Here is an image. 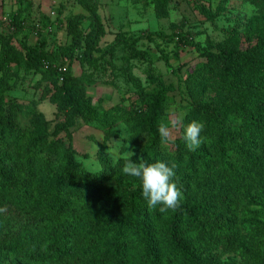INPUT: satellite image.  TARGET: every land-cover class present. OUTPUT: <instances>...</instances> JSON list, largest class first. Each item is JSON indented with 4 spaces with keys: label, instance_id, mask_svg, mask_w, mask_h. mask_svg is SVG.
Returning a JSON list of instances; mask_svg holds the SVG:
<instances>
[{
    "label": "trees",
    "instance_id": "trees-1",
    "mask_svg": "<svg viewBox=\"0 0 264 264\" xmlns=\"http://www.w3.org/2000/svg\"><path fill=\"white\" fill-rule=\"evenodd\" d=\"M150 1L157 16L166 15L168 0ZM242 1L258 12L257 22L186 74L181 136L167 144L158 133L170 102L164 84L146 90L131 77L144 108L121 99L104 109L136 131L133 160L176 165L173 179L184 198L166 214L147 207L138 178L130 177L125 199L117 201L104 183L121 173L123 160L112 165L102 155L101 170L86 171L60 136L74 118L90 123L98 117L70 65L96 60L103 33L96 3L79 0L85 13L68 17L67 46L47 51L43 43L18 47L0 37V255L26 264H241L220 259L241 238L240 198L253 186L264 194V0ZM13 65L38 73L45 93L59 98L65 119L54 129L48 131L34 103L6 98ZM210 88L219 96L206 97ZM193 120L205 124L204 142L189 151L183 128ZM245 229L242 264H264V221H249Z\"/></svg>",
    "mask_w": 264,
    "mask_h": 264
},
{
    "label": "rangeland",
    "instance_id": "rangeland-1",
    "mask_svg": "<svg viewBox=\"0 0 264 264\" xmlns=\"http://www.w3.org/2000/svg\"><path fill=\"white\" fill-rule=\"evenodd\" d=\"M89 1L96 3L103 28L99 50L94 52V62L81 64L73 59L70 65L72 73L82 78L98 117L90 123L74 118L60 136L74 149L84 170L98 172L102 155H107L112 165L122 164L120 160L126 151L136 154L139 149L136 131L119 115L104 112L121 99L138 109L144 108L131 77L137 78L146 90L159 84L169 87L170 102L160 123L173 118L182 122L186 104L182 80L186 74L205 60L208 51H216L223 40L252 29L258 12L242 0H168L166 15L159 17L150 0ZM80 12L85 10L79 0H0V37L10 38L18 47L21 43H43L47 51H52L69 44L66 22L69 16ZM80 26L86 30L87 21L83 20ZM62 60L57 58L58 63ZM13 70L5 86L6 98L34 103L47 121L48 131L63 122L64 109L59 98L53 92L45 93L41 76L18 70L15 65ZM205 96L216 98L219 92L210 88ZM19 119L26 124V116ZM179 126L173 129L172 140L182 135ZM105 129L111 133L109 138ZM130 180L121 172L104 184L109 187V195L121 201ZM260 189L253 186L240 198L237 225L241 238L221 261L243 263L240 250L245 226L249 221H264V194ZM0 264L26 263L0 255Z\"/></svg>",
    "mask_w": 264,
    "mask_h": 264
},
{
    "label": "clouds",
    "instance_id": "clouds-1",
    "mask_svg": "<svg viewBox=\"0 0 264 264\" xmlns=\"http://www.w3.org/2000/svg\"><path fill=\"white\" fill-rule=\"evenodd\" d=\"M180 124L179 118L170 119L167 123L162 121L158 126L161 142L171 141L173 129H176ZM204 129L205 124L195 120L184 126L183 139L189 151H195L204 142V138L201 136ZM134 154L133 151H126L121 157L123 160L122 174L140 180L141 194L149 209L158 208L161 214H166L170 210L176 211L184 198L183 191L173 179L176 175V165L169 166L162 161L148 163L141 160L138 162L133 160Z\"/></svg>",
    "mask_w": 264,
    "mask_h": 264
}]
</instances>
